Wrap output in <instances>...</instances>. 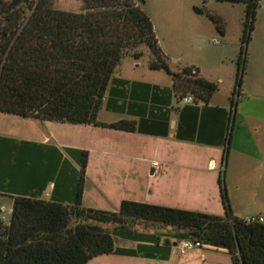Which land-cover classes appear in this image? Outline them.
<instances>
[{
  "label": "crops",
  "instance_id": "0c3cea01",
  "mask_svg": "<svg viewBox=\"0 0 264 264\" xmlns=\"http://www.w3.org/2000/svg\"><path fill=\"white\" fill-rule=\"evenodd\" d=\"M154 71L140 59L120 64L98 123L0 112V211L16 195L74 201L82 177L85 206L117 210L128 199L224 214V189L234 215L264 216V72L243 73L234 97L183 102ZM120 120L133 128L109 126ZM175 231L116 228L114 249L87 264H229L223 248L180 253Z\"/></svg>",
  "mask_w": 264,
  "mask_h": 264
},
{
  "label": "trees",
  "instance_id": "16d2710c",
  "mask_svg": "<svg viewBox=\"0 0 264 264\" xmlns=\"http://www.w3.org/2000/svg\"><path fill=\"white\" fill-rule=\"evenodd\" d=\"M226 1L246 5L243 40L249 41L261 0ZM77 2L80 9L69 11L56 8L53 0H0V112L98 123L122 59H141L147 51L148 67L172 77L178 98L191 94L194 102H208L218 90L217 82L201 76L194 65L170 67L151 17L138 1ZM209 15L224 32L222 20ZM109 126L132 129L133 122ZM81 191L82 177L79 197L71 202L14 196L8 223L0 221V264H87L114 249L116 228L155 223L199 240L200 247L225 249L229 264H264V222L247 223L234 215L224 189V214L128 199L117 210L95 208L82 204Z\"/></svg>",
  "mask_w": 264,
  "mask_h": 264
},
{
  "label": "rangeland",
  "instance_id": "374dc122",
  "mask_svg": "<svg viewBox=\"0 0 264 264\" xmlns=\"http://www.w3.org/2000/svg\"><path fill=\"white\" fill-rule=\"evenodd\" d=\"M150 15L159 45L168 56L172 69L194 65L200 75L217 82L220 95H231L236 86L238 73L245 76L254 67L264 72V0L256 10L254 29L250 40L244 42L246 5L226 0H136ZM56 8L78 11L77 0H53ZM200 7L203 12L195 8ZM209 14L219 17L224 32L218 29ZM217 40L218 42H215ZM149 52L140 61L146 65ZM134 58L126 55L121 64L125 71ZM244 66V70H243ZM157 72V71H154ZM156 74L162 80L172 77L163 70ZM221 78V80H219ZM235 85V86H234ZM0 218L7 223L10 204L4 201ZM174 234H182L175 231Z\"/></svg>",
  "mask_w": 264,
  "mask_h": 264
},
{
  "label": "built area",
  "instance_id": "2783aa9c",
  "mask_svg": "<svg viewBox=\"0 0 264 264\" xmlns=\"http://www.w3.org/2000/svg\"><path fill=\"white\" fill-rule=\"evenodd\" d=\"M215 42H218L217 40H215ZM181 101L183 102H193V96L191 94H187L183 97H181ZM152 164L154 166H158V162L157 161H153ZM9 212H11V209L9 210ZM242 219L247 222V223H252V222H264V216L260 215V214H248L242 217ZM201 243L199 240L196 239H192V238H186L181 240L178 245V251L180 253L185 252L186 250L189 249H193L196 247H200Z\"/></svg>",
  "mask_w": 264,
  "mask_h": 264
},
{
  "label": "water",
  "instance_id": "95a60500",
  "mask_svg": "<svg viewBox=\"0 0 264 264\" xmlns=\"http://www.w3.org/2000/svg\"><path fill=\"white\" fill-rule=\"evenodd\" d=\"M188 229L187 228H183L182 231H187Z\"/></svg>",
  "mask_w": 264,
  "mask_h": 264
}]
</instances>
